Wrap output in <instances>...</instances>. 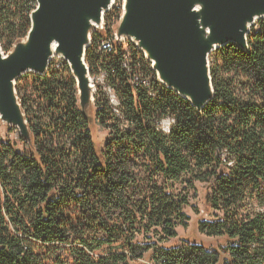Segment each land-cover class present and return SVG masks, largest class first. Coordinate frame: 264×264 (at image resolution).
<instances>
[{
  "label": "trees",
  "instance_id": "16d2710c",
  "mask_svg": "<svg viewBox=\"0 0 264 264\" xmlns=\"http://www.w3.org/2000/svg\"><path fill=\"white\" fill-rule=\"evenodd\" d=\"M36 7L0 0L4 53L27 37ZM260 26L247 35L246 51L233 43L217 49L213 98L200 111L158 82L132 46L100 54L102 33L94 32L84 61L92 77L104 78L93 95L94 122L108 130L102 147L66 62L32 73L31 83L22 75L16 95L31 144L20 138V152L0 138V264H264ZM165 119L168 133L160 129ZM197 184L212 214L198 233L215 245L167 247L177 227L187 228Z\"/></svg>",
  "mask_w": 264,
  "mask_h": 264
},
{
  "label": "water",
  "instance_id": "95a60500",
  "mask_svg": "<svg viewBox=\"0 0 264 264\" xmlns=\"http://www.w3.org/2000/svg\"><path fill=\"white\" fill-rule=\"evenodd\" d=\"M27 41L4 57L0 50V121L15 128L31 144L25 115L16 95V81L31 72L43 75L53 58L69 66L79 92L80 112L92 97L85 51L90 35L100 25L110 0H36ZM126 14L116 38L133 39L152 64L158 81L200 111L212 98L208 56L228 43L247 50V35L254 20L264 18V0H126ZM194 1L203 7V23L210 27V42L200 39ZM90 121V120H89Z\"/></svg>",
  "mask_w": 264,
  "mask_h": 264
},
{
  "label": "rangeland",
  "instance_id": "374dc122",
  "mask_svg": "<svg viewBox=\"0 0 264 264\" xmlns=\"http://www.w3.org/2000/svg\"><path fill=\"white\" fill-rule=\"evenodd\" d=\"M124 0H115L114 4L110 7L111 11L106 14L107 19L104 21L105 24L109 25V29L105 28L104 31H102V34L110 37L111 35H115L116 36V31L120 25V21H121V17H122V12H123V5H124ZM120 12L119 17L117 19H112L114 15H112V12ZM264 22V18H260V19H256L253 23V25L250 27L251 29H254V31L259 30V28L261 27V23ZM24 39L17 41L11 51H9L8 53H4L1 50V53L4 57H7L8 55L11 54V52L14 50V48L16 47L17 44L23 42ZM119 47H126L127 45L132 46L134 49L138 50L139 52H142L141 50H139L137 48V46L135 44H133L131 42V40L126 39V38H122ZM143 53V52H142ZM144 55V59L146 61H148V59L146 58L145 54ZM219 56V50H215L213 52H211L208 56V62H209V66L210 64L212 65L214 62L220 63L217 58ZM63 62H65L63 59L61 58H52L51 61L49 62V65L54 64L56 66H60L63 64ZM151 64V63H150ZM48 65V66H49ZM68 65V64H67ZM150 67H152V64L150 65ZM69 68V66H68ZM88 68V67H87ZM89 71V69H88ZM26 76L28 77V83H31V78L32 77V73H27ZM155 77L156 80L157 76L155 73ZM89 80H90V85L91 87L94 89V93L96 91V86L97 85H103L104 82V78L100 75L99 77H92L90 75L89 72ZM159 82V81H158ZM29 91H31V89H29ZM93 93V95H94ZM79 94V92H78ZM77 94V96H78ZM93 95L90 99V103L89 106L86 109V114L90 120V124H91V128H92V132L94 135V140L95 142L102 147L104 140L106 139V136L108 135V130H103L101 128H99L98 126H96L95 124V112H96V107L94 105V98ZM113 106H116L115 103H112ZM170 123L171 121L169 119H165L160 123V129L163 133H168L169 127H170ZM0 138L3 142H8L11 145L14 146V148L20 152H22L24 150L23 144L20 140V133L17 129L15 128H11L8 127L6 124L2 123L0 121ZM207 193V189L204 185H200L197 184L196 185V190L195 192H190L189 193V198H188V206L185 209V214L186 216L189 218V221L187 223V228L183 229L181 227H177L176 229V234L177 237L173 240L168 241L167 243H165V246L169 247V246H175V245H179V244H183L184 242L186 243H190V242H195V243H201L203 245H205L206 247H211L213 245H215V241L208 239L202 235H200L198 233V224L201 221H210L212 220V214L209 212L207 206H205V194Z\"/></svg>",
  "mask_w": 264,
  "mask_h": 264
},
{
  "label": "bare ground",
  "instance_id": "6f19581e",
  "mask_svg": "<svg viewBox=\"0 0 264 264\" xmlns=\"http://www.w3.org/2000/svg\"><path fill=\"white\" fill-rule=\"evenodd\" d=\"M114 1L115 0H110L109 1V4H108V8L106 11H108L110 9V7L114 4ZM124 5H123V12H122V17H121V20L123 19V17L125 16L126 14V5H127V1L124 0ZM192 11L197 15V24H198V31H199V34H200V39L202 42H205V43H208L210 42V27L209 26H206L204 23H203V7L200 3L194 1L193 3V7H192ZM104 11L101 13L100 15V25L102 24V20H103V15H104ZM255 21V20H254ZM99 25V26H100ZM252 26V25H251ZM250 24H247V27H251ZM96 28V26H95ZM94 32H97V33H102V30H93V32L91 33V35L94 33ZM129 40H131V42H133L135 45L136 43L134 42L133 39L129 38ZM27 41V37L24 39V43ZM87 41H89L90 43V40L87 36ZM121 42V39L120 40H116V43H120ZM114 43H115V40H112V41H105L104 43V50H112L113 47H114ZM89 45V44H88ZM138 48V47H137ZM139 49V48H138ZM140 50V49H139ZM49 54L54 58H56L57 56L56 55V52H57V46L55 43H51L50 46H49ZM91 93L93 95L94 93V89L91 87Z\"/></svg>",
  "mask_w": 264,
  "mask_h": 264
},
{
  "label": "built area",
  "instance_id": "2783aa9c",
  "mask_svg": "<svg viewBox=\"0 0 264 264\" xmlns=\"http://www.w3.org/2000/svg\"><path fill=\"white\" fill-rule=\"evenodd\" d=\"M112 7H113V6H112ZM112 7H111V8H112ZM111 8H110L108 11H106V12L104 13V15H103V20H102V24H101L99 27H96L94 30H102V31L105 30V28H106V24L104 23V21H105V17H106V14H108V13L111 11ZM99 39H100V42H99V45H98V49H99V53H100V54H103L104 56H107V55H109L110 53L114 52L115 49L117 48V47H116V40H117V38H116L115 35H111L110 37H107V36H105V35L102 34V38H99ZM107 40H115V47H114L112 50H104V43H105V41H107ZM90 44H91V35H90ZM88 46H89V45H88ZM122 49H124L123 52L126 51V50H125V47H122ZM102 77H103V76H102ZM144 84L147 86V85H148V82L145 81ZM111 102H112V103H116V102H115V98H114L113 95H111Z\"/></svg>",
  "mask_w": 264,
  "mask_h": 264
}]
</instances>
